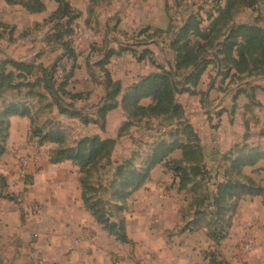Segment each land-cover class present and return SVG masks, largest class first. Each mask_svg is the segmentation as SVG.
Wrapping results in <instances>:
<instances>
[{"label": "rangeland", "instance_id": "rangeland-1", "mask_svg": "<svg viewBox=\"0 0 264 264\" xmlns=\"http://www.w3.org/2000/svg\"><path fill=\"white\" fill-rule=\"evenodd\" d=\"M13 1L16 5L0 0V63L8 59L28 63L36 55L35 63L48 69V89L43 86L38 71L32 77L14 80L23 85L39 82L34 87L5 91L0 98V115L6 104H24L35 120V127L50 117L60 116L51 94L62 105L70 103L59 91L64 81L67 93L81 91L90 100L75 102L76 107L99 108L106 97L105 72L111 80L120 83L123 94L126 85L159 73L158 68L173 71L176 52L171 43L179 29L189 20H196L199 28L206 31L221 9L238 0H63L67 11L62 19L52 15L58 9L56 0H39L44 6L39 13L29 12L23 6L31 0ZM253 1L252 6L236 2L231 7L233 15L228 26L255 24L264 32V0ZM71 17H74L73 32L62 41H69L74 60L53 40L54 27L65 24ZM225 30L215 43L223 41L227 35ZM79 31L85 34L80 41H75ZM190 39L200 41L192 36ZM219 49L220 46L207 48L199 58V62L206 59L207 66L194 88L181 92L183 88L178 86L175 100L183 109L182 119L149 118L129 122L122 129L123 136L116 138L115 162L101 163L92 172V182L105 185L116 165L125 160H131L139 168L154 145L161 141L187 144L191 147L189 150H196L194 163L183 161L180 149L172 150L166 162H181L187 172L195 164L201 172L189 174L186 188L179 191L173 172L164 161L158 164L140 188L143 192L136 196H133L136 191L132 193L123 202V210L113 218L123 222L128 243H120L98 225L104 235L99 241L110 250L104 255L98 253L92 262L78 263L77 260L76 264H214L219 261L264 264V64L253 63V55L249 70L238 72L225 61L224 55L218 54ZM109 51L116 55L104 64ZM142 53L145 57L139 60ZM72 65L75 66L73 77L67 79ZM252 67L256 68L252 70ZM186 75L187 72L175 78V82L181 84ZM149 102L145 99L141 104ZM122 118L118 110L113 112L109 122L104 123L102 134L116 136L117 129L127 121L126 118L122 122ZM69 124L68 134L74 141L82 127L76 121ZM31 127L29 119L17 118L12 128L9 124L5 140L0 137L4 149L0 160L7 154L12 167L0 174L5 173V179L12 182H15L11 178L17 159L23 155L30 157L37 146L36 139H30ZM47 149L48 145H44L43 152L49 153L51 149ZM238 159L251 163L235 166ZM154 171L157 174L152 181L154 185L147 187ZM18 178L22 190L8 189V185L3 190L0 184V198L20 211L18 224H23L24 231L20 235L16 232L15 240L9 231L1 236L0 247L4 251L0 264H50L44 263L43 254L35 247L44 245L46 240L39 235L41 218L34 212L38 203L26 194L25 186L32 178L30 174L24 179ZM226 180L243 184L255 194L223 197L217 209L214 198L219 194L218 186ZM160 194L164 196L160 198ZM209 231L224 233V236L214 242L208 237Z\"/></svg>", "mask_w": 264, "mask_h": 264}, {"label": "trees", "instance_id": "trees-1", "mask_svg": "<svg viewBox=\"0 0 264 264\" xmlns=\"http://www.w3.org/2000/svg\"><path fill=\"white\" fill-rule=\"evenodd\" d=\"M4 1L6 4L16 5V2L13 0ZM56 1L58 2V9L52 15H59L58 19H62L66 13L65 11H67V5L62 3L63 0ZM236 2L241 6L254 5L253 0H238ZM236 2H229L224 9H221L219 15L213 20L206 31L199 28V23L196 20H189L179 29L175 39L171 43L176 52L173 71L158 68L161 70L159 73L142 77L138 82L126 88L123 94L121 93L120 83L111 80L109 74L105 72L106 83L104 89L106 97L102 99V105L98 108L95 120L74 109L73 102L83 99L84 95L82 93H67L64 89L66 86L65 81L59 86V91L61 96L65 95L68 97L69 104L62 105L59 99L54 94H51L58 112L69 118H78L84 125L96 124L103 130L106 114L120 107L126 115L127 121L118 130L117 138L123 136L121 132L134 119L164 118L180 121L183 117V109L175 100V96L179 92L178 86H182L183 90L181 92H187L189 88H194L198 84L207 66L206 59L200 62L198 60L207 52V48L220 46L221 49H219L218 54L224 55L225 61L231 63V66L238 72L249 70V64L253 55L255 56V59L252 61L253 63L264 64V32L262 29L255 24L228 26L233 15L231 7ZM23 6L27 11L32 13H39L43 11L44 7L39 0H31ZM73 19L74 17H71L65 24L59 23L54 27L53 40L57 41V45L64 50L65 54L74 60V53L69 41H62L63 37H68L72 34L73 21L71 20ZM225 28L227 34L225 38L222 42L215 43ZM191 36L203 43L192 41L190 39ZM144 53L139 57V60L144 59ZM113 55H116V53L109 51L103 63L105 64ZM7 67L12 70L7 71ZM255 68L252 67V70ZM74 69L75 66L72 65L66 77L67 79L73 76ZM35 71L41 73L43 86L48 89V69L39 67L34 61L28 63L13 60L2 61L0 63V98L7 90L23 86L34 87L39 82L38 80L32 83H25L28 85H23L21 82L14 83V80H24L26 77H32ZM185 72H187V75L184 81L181 84L176 83L175 78L181 77ZM28 94H31V92ZM145 99H148L150 102L147 105H142L141 101ZM14 115L27 117L30 120L31 126H34L35 120L32 118L28 107L20 103L6 104L0 115V137L3 140L7 137L8 118ZM32 127L30 139H36L37 146H43L47 143L55 145L48 153L49 163L58 164L63 161H70L77 167L79 173L78 183L84 209L90 214L97 225H100L108 235L114 237L120 243H128L124 233L123 222L115 221L113 218L123 210V202L149 180L151 171L158 164L164 161L168 169L173 172L178 180L177 189L179 191L186 188L185 186L189 182V174L194 175L196 172H201L195 164L193 167H190V172H187L181 166V162H166V158L172 150L180 149L182 160L194 163L195 155L198 154L196 150L193 148L189 150L191 147L187 144L175 145L174 143L161 141L154 145L150 154L139 168H135L131 160H125L116 165L111 179L105 185L101 184V182L94 184L92 182V172L101 163H109L117 139H102L99 136L85 137L76 141L73 146H68L60 123L48 120L41 125ZM3 153L4 149L0 143V157ZM250 163L251 161H247V159H238L234 165H249ZM0 184L3 190L7 188L6 179L1 174ZM218 192V196L214 198V205H216L217 209L220 208L219 204L223 197L235 198L242 195L255 194L249 187L233 183L230 180L221 183L218 186ZM104 196L107 197L105 200L103 199ZM222 236H224V233L208 232V237L214 242L218 241ZM214 264L227 263L219 261Z\"/></svg>", "mask_w": 264, "mask_h": 264}, {"label": "crops", "instance_id": "crops-1", "mask_svg": "<svg viewBox=\"0 0 264 264\" xmlns=\"http://www.w3.org/2000/svg\"><path fill=\"white\" fill-rule=\"evenodd\" d=\"M35 56L36 55H33L29 62H35ZM8 60L24 62L15 59ZM42 67L45 68L44 66ZM11 70L12 69L10 68L7 71ZM133 83L134 82L126 85L125 89H122V91L124 92L126 88H128L127 86H131ZM74 93L82 92L76 91ZM80 101L90 102L89 99L87 100V96H85L83 99L73 102L74 109L87 115L90 119L95 120L98 108L91 106L78 108L74 103ZM117 110L120 112V115L124 117L122 118V122L123 120H126V115L122 109L118 107L106 114L105 124L106 121L109 122V116ZM57 113L60 116L55 119L50 117V120L60 123L68 146H73L76 141L85 137L99 136L102 139L117 138L119 128L117 129L116 136H104L102 134L103 130H101L96 124L91 123L84 125L78 118H69L66 115L60 114L58 110ZM17 118L28 120L27 117L17 115L10 116L8 118L10 128H12L13 122ZM71 121H76L82 127L79 131L80 135L75 137L74 141L70 140L68 134V127L70 126L69 122ZM44 145H48L47 150L55 147V145L51 143ZM44 145L36 146L31 153L29 174L32 181L25 186V188H28L26 194L31 195V200L39 204L35 205L40 208L41 211L38 215V217L41 218V230L39 231V235H41V239L43 236L46 240L44 245L36 244L35 247L41 254H43L42 260L44 263L50 262V264H62V262L65 261L66 264H76L77 260L79 261L78 263L88 260L92 262L93 257L97 256L98 253L104 255L110 249L99 241V238L101 239V236H104L103 232L83 207L78 183V169L70 161H63L58 164L49 163L48 152H43ZM114 150L111 157L113 162H115L113 157ZM8 158L9 156L6 154L0 160L1 173L3 171H10L12 168ZM155 171L151 176V180L147 183V187L154 185L152 181L157 176ZM4 174L5 173H3V175ZM15 174L13 177L11 175L9 176L12 177L11 179L14 178L15 182L6 178L8 189L22 190V184L17 181L18 177ZM142 192L143 191L140 189L136 191L133 196L140 195ZM30 209L31 207L29 210ZM19 214L20 211L16 206L9 207L4 200L0 198V240H2L1 236L4 233H7V231L11 232L10 234L14 240L18 236L16 235V232H19L20 235L24 231V228H21L23 224H18L19 216H21ZM3 251L4 247H0V255Z\"/></svg>", "mask_w": 264, "mask_h": 264}, {"label": "built area", "instance_id": "built-area-1", "mask_svg": "<svg viewBox=\"0 0 264 264\" xmlns=\"http://www.w3.org/2000/svg\"><path fill=\"white\" fill-rule=\"evenodd\" d=\"M83 34L85 32L79 31L78 34H76L75 41L78 39L80 41L82 39ZM31 165V158L28 157L27 155L20 156L17 161L14 164L15 167V173L20 179H24L26 176L29 174V168ZM164 194H160L159 197H163ZM35 214H40V208L36 207L34 208Z\"/></svg>", "mask_w": 264, "mask_h": 264}, {"label": "water", "instance_id": "water-1", "mask_svg": "<svg viewBox=\"0 0 264 264\" xmlns=\"http://www.w3.org/2000/svg\"><path fill=\"white\" fill-rule=\"evenodd\" d=\"M53 67H54V65H53Z\"/></svg>", "mask_w": 264, "mask_h": 264}]
</instances>
